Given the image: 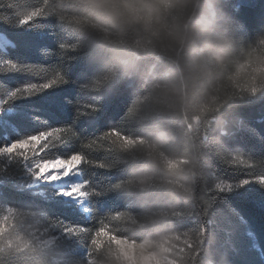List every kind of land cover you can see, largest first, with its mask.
<instances>
[{"label":"trees","instance_id":"1","mask_svg":"<svg viewBox=\"0 0 264 264\" xmlns=\"http://www.w3.org/2000/svg\"><path fill=\"white\" fill-rule=\"evenodd\" d=\"M111 2L124 11L122 0ZM151 2L158 11L147 20ZM134 3L141 11L109 18L90 0H0V34L9 41L0 52L33 68L0 72V98L54 71L71 81L5 105L0 146L51 134L60 156L82 157L88 199L83 208L51 186L31 187L22 162L1 158L0 221L7 211L14 217L0 222V264H106L96 249L102 233L150 251L180 238L178 264H232L249 228L264 243V190L253 184L243 199L216 192L220 179L264 177V91H223L241 64L264 56V0ZM28 27L42 39L15 48L13 36ZM122 138L144 145L131 151Z\"/></svg>","mask_w":264,"mask_h":264},{"label":"rangeland","instance_id":"2","mask_svg":"<svg viewBox=\"0 0 264 264\" xmlns=\"http://www.w3.org/2000/svg\"><path fill=\"white\" fill-rule=\"evenodd\" d=\"M7 42L9 41L6 37L0 34V44L3 45ZM256 57L257 58L251 57L240 65L238 70L229 78L225 85H223L224 92H234L243 94L241 96L244 97H253L258 94V92L264 91V56L256 55ZM49 136H51V134L30 138L28 143L18 145V147L23 149V155L26 159H28L30 155L38 156L39 153L36 149L40 147L44 140H48ZM121 141L123 143L122 145L131 151L144 145L140 143V140L135 141L122 138ZM1 158L2 157H0V159ZM163 159L169 166L176 165V163H173L167 158L163 157ZM82 160L80 155H74L69 159H58L52 162L44 161L43 166L39 168V172L36 176L37 178L44 177L45 180L52 183L37 184L27 173L29 185L31 187L51 186L58 197L74 201L84 208L88 199L85 190L86 184L83 182L80 171ZM47 164H54V168L43 173V167ZM70 173L75 174V182L71 184L69 179H64L68 178ZM60 193H63V195H60ZM13 217V212L7 211L0 222L5 223ZM40 235H38L36 239H39ZM185 243L186 242L180 238H172L154 244L153 246L156 251H150L144 245L134 244L120 238L111 237L107 233H102L97 238L96 249L104 253L107 259L106 264H178L176 258L173 256H181L184 251L183 244Z\"/></svg>","mask_w":264,"mask_h":264},{"label":"snow or ice","instance_id":"3","mask_svg":"<svg viewBox=\"0 0 264 264\" xmlns=\"http://www.w3.org/2000/svg\"><path fill=\"white\" fill-rule=\"evenodd\" d=\"M244 4L238 6H233V12L236 13L240 7H243ZM11 18H8L7 21H10ZM30 21L17 22L13 25L14 28L24 29L25 26L29 25ZM261 25H264V17H262ZM34 28L28 27L23 35H14L12 38L13 46L17 49L30 48L36 41L41 40L42 36L38 35V39H33L32 36L27 35V33H33ZM7 35V34H5ZM0 47L4 45L0 44ZM33 68L31 65H28L24 62H20L17 59L11 58L6 51L0 52V72H16V73H31ZM71 83V81L66 78V75L61 71H54L51 78L45 80L44 82H28L16 86L15 88H9V90L0 98V115L3 114L5 105L9 102L18 100V99H28L34 98L37 96H43L48 93L50 90L59 88L60 86H65ZM56 97H48V100H54ZM60 100L67 104L70 103L68 97H61ZM99 111V109H97ZM34 119L37 122L40 121L39 114H35ZM241 129H247V124H244ZM249 131H251L249 129ZM46 134V133H45ZM32 136L40 137L41 133H34ZM30 137L24 136L20 139L12 140L11 142H6L0 146V157L6 158L8 161L13 163H20V166L26 170L30 178L35 181L37 184L40 183H52L44 179V177H38L36 174L39 172V168L43 166L44 161H55L58 159H69L67 156H60L57 151L58 148L63 147L62 144L53 141L52 144L48 143V140H44L36 151L39 153L38 156L30 155L28 159L22 154L23 149L19 148L18 145L28 143ZM49 139H52L49 137ZM48 147H45V145ZM43 148L41 152L40 149ZM75 155V153H73ZM26 166V167H25ZM70 184L75 182V174H71L68 178ZM258 185L260 189L264 190V177L259 179L243 177L240 180L232 181L220 179L219 183L216 185L217 194H226L229 199L236 197L243 199L248 196V193L245 191L251 185ZM63 195V193H60ZM264 203V199L261 200ZM225 212L231 216L236 223L248 225V220L241 215L239 211L235 208L224 206ZM256 261H264V243L260 242L258 233L253 229H248L247 231V242L239 244L237 250L232 254V264H256Z\"/></svg>","mask_w":264,"mask_h":264},{"label":"clouds","instance_id":"4","mask_svg":"<svg viewBox=\"0 0 264 264\" xmlns=\"http://www.w3.org/2000/svg\"><path fill=\"white\" fill-rule=\"evenodd\" d=\"M90 2L102 6L105 14H107L109 18L122 16L124 14V11H127L129 13H132L133 11H141V9L138 8L137 5L134 3V0H122V6L124 11H121V8L118 7L116 4L112 3L111 0H90ZM168 2L172 5H182L186 3L187 0H168ZM146 7L148 8V13L147 16L144 18L150 20L152 13L157 12L158 9L156 8L155 2L147 4ZM157 19H159L158 15ZM217 58H220L219 55H217Z\"/></svg>","mask_w":264,"mask_h":264},{"label":"bare ground","instance_id":"5","mask_svg":"<svg viewBox=\"0 0 264 264\" xmlns=\"http://www.w3.org/2000/svg\"><path fill=\"white\" fill-rule=\"evenodd\" d=\"M53 165H54V164H47V165H45V166L43 167L42 172L45 173V171H49V170L53 169V168H54ZM55 167H56V166H55Z\"/></svg>","mask_w":264,"mask_h":264}]
</instances>
